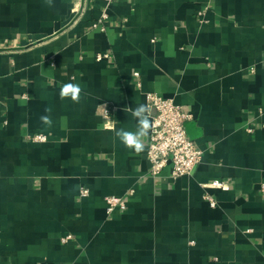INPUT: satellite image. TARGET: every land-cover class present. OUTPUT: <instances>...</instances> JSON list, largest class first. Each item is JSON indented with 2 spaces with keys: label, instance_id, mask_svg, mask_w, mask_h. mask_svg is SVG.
I'll return each instance as SVG.
<instances>
[{
  "label": "crops",
  "instance_id": "1",
  "mask_svg": "<svg viewBox=\"0 0 264 264\" xmlns=\"http://www.w3.org/2000/svg\"><path fill=\"white\" fill-rule=\"evenodd\" d=\"M150 93L192 115L189 175L111 130ZM0 264H264V0H0Z\"/></svg>",
  "mask_w": 264,
  "mask_h": 264
},
{
  "label": "built area",
  "instance_id": "2",
  "mask_svg": "<svg viewBox=\"0 0 264 264\" xmlns=\"http://www.w3.org/2000/svg\"><path fill=\"white\" fill-rule=\"evenodd\" d=\"M118 1L120 0H104L107 5ZM94 27L99 28L100 26L97 23ZM147 101L148 105L156 111L151 117L152 129L147 151L148 160L151 163V175L159 177L169 165H172L171 177L173 179L189 175L204 157V152L190 138L186 130V124L192 120V115L186 113L183 107L175 104L173 100L162 98L157 94H148ZM104 118L109 120L108 112L105 113ZM32 140L33 142H45L46 137L38 135ZM211 186L223 191L228 190V187L220 181L213 182ZM81 195L86 197L88 191L82 190ZM207 199L212 206H215L211 197ZM106 202L109 214L117 209L126 208L123 198L109 196Z\"/></svg>",
  "mask_w": 264,
  "mask_h": 264
},
{
  "label": "clouds",
  "instance_id": "3",
  "mask_svg": "<svg viewBox=\"0 0 264 264\" xmlns=\"http://www.w3.org/2000/svg\"><path fill=\"white\" fill-rule=\"evenodd\" d=\"M48 4L52 5V0H48ZM82 88L79 84L65 83L61 86L59 96L63 99H70L74 103H79L81 100ZM132 117L137 121L135 131L120 128L118 130L111 129L115 132V138L119 139L121 144L136 154L144 150V138L147 137L152 129V108L148 104H139L134 109L127 108ZM45 112H50V109H45ZM42 123L48 127L52 126V120L49 115L40 117ZM110 127V126H109Z\"/></svg>",
  "mask_w": 264,
  "mask_h": 264
}]
</instances>
